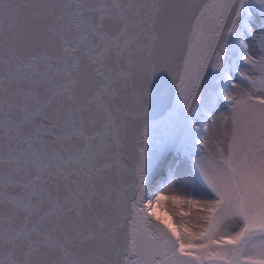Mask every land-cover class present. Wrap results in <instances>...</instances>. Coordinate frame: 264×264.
<instances>
[{"label": "snow or ice", "instance_id": "6c2138e0", "mask_svg": "<svg viewBox=\"0 0 264 264\" xmlns=\"http://www.w3.org/2000/svg\"><path fill=\"white\" fill-rule=\"evenodd\" d=\"M0 264H264V0H0Z\"/></svg>", "mask_w": 264, "mask_h": 264}]
</instances>
